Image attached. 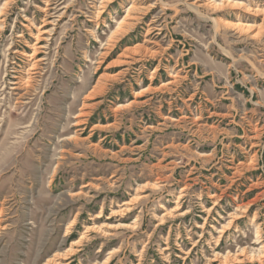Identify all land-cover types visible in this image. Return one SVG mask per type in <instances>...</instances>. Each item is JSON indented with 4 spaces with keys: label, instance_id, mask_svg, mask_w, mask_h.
<instances>
[{
    "label": "rangeland",
    "instance_id": "374dc122",
    "mask_svg": "<svg viewBox=\"0 0 264 264\" xmlns=\"http://www.w3.org/2000/svg\"><path fill=\"white\" fill-rule=\"evenodd\" d=\"M0 264H264V0H0Z\"/></svg>",
    "mask_w": 264,
    "mask_h": 264
},
{
    "label": "bare ground",
    "instance_id": "6f19581e",
    "mask_svg": "<svg viewBox=\"0 0 264 264\" xmlns=\"http://www.w3.org/2000/svg\"><path fill=\"white\" fill-rule=\"evenodd\" d=\"M46 32H44V34H45ZM38 45V44H37ZM39 50L38 49H34V52H33V55L32 56H35V55H37L39 52H38ZM102 58V57H101ZM32 70V69H31ZM34 70V69H33ZM32 74V73H31ZM25 82H27V81H25ZM27 83H29V81L27 82ZM14 85H16V84H14ZM32 124V123H31ZM82 239V238H81ZM84 240V239H83ZM75 245H78L77 243L75 244ZM66 259V258H65ZM68 259V258H67ZM49 262V261H48Z\"/></svg>",
    "mask_w": 264,
    "mask_h": 264
}]
</instances>
